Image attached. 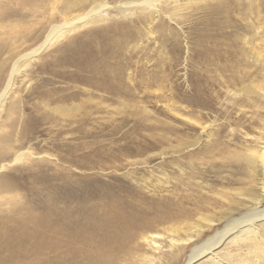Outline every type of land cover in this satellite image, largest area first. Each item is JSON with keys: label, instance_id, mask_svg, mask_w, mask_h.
<instances>
[{"label": "rangeland", "instance_id": "374dc122", "mask_svg": "<svg viewBox=\"0 0 264 264\" xmlns=\"http://www.w3.org/2000/svg\"><path fill=\"white\" fill-rule=\"evenodd\" d=\"M18 1L9 0L2 6L14 8ZM214 5L229 8L212 14L209 7ZM175 16L178 24L164 20L161 31L156 29L144 37L139 47L130 44L117 61H110V67L115 63L131 65L127 72H132V82L126 81L131 95L119 101L84 85L77 74H85L74 65L55 61L59 47L69 39L105 24L85 27L61 40L40 55L24 81L22 75L18 77L14 89L18 95L8 101L15 104V113L7 121L1 119L5 121L1 122L4 134L12 139L3 161L10 162L18 150L30 152L0 172L10 175L11 181L24 182L16 188V197H9L25 207L35 204L39 214L50 187H61L64 182L69 189L82 184L101 194L111 192L148 211L145 230L162 234L159 241L164 244L169 236L166 229L176 224L173 216L179 206L187 212L210 206L230 179L242 177L237 157L244 153L243 132L257 128L258 123L241 110L245 101L241 90L262 78L255 58L264 63V0H179ZM120 21L136 24L135 16ZM42 23L37 22L33 29L28 25H18L15 30L1 28L0 41L17 31L26 35L2 58L35 47L48 26ZM156 78L161 82L157 84ZM229 83L236 94L226 92ZM85 88L89 94L84 93ZM47 92L55 99L74 94L75 98L63 105L77 104L81 109L67 118L53 114L42 106L41 95ZM88 97L92 103L85 102ZM101 101L110 107L97 106ZM191 119L208 126L207 133L216 143L210 154L213 157L201 153L202 145L194 150L175 148L181 139L189 143L200 136V127ZM29 189L35 194L30 195ZM11 208L0 205V212ZM158 215L160 221L155 220ZM7 225L8 230L15 229L11 222ZM30 261L27 256L16 264Z\"/></svg>", "mask_w": 264, "mask_h": 264}, {"label": "bare ground", "instance_id": "6f19581e", "mask_svg": "<svg viewBox=\"0 0 264 264\" xmlns=\"http://www.w3.org/2000/svg\"><path fill=\"white\" fill-rule=\"evenodd\" d=\"M6 1L9 0H0V29L15 30L18 25L33 29L37 22L48 26L35 47L8 59L2 55L14 50L26 35L17 31L13 37L0 41V133L5 127L1 119L7 121L16 110L15 104L8 101L18 95L14 94L18 77L22 75L24 81L26 72L40 60V55L61 40L85 27L105 24L103 28L69 39L59 47L55 61L74 65L85 74H77L84 85L103 92L111 101L114 98L119 101L131 95V87L126 84L132 82V72H127L131 65L115 63L110 67V61H117L130 44L139 47L144 37L156 29L161 31L164 20L178 24L175 13L179 0H19L14 8L2 6ZM225 8L229 7L214 5L209 11L213 14ZM131 16H135L136 24L120 21ZM258 59L255 58V64H259L261 81L241 90L245 94L241 110L258 123L249 132L243 130L244 153L236 156L242 177L230 179L229 187H222L210 206L201 205L193 212L179 206L173 216L176 224L166 229L169 233L166 243L159 241L162 234L145 230L149 226L148 211L126 203L111 192L101 194L87 186L81 187L82 184L78 189H69L64 182L61 187H50L46 204L38 214L35 204L25 207L17 203L14 193L24 182L0 175V205L13 207L6 213L0 212V264H16L27 256L31 261L25 264H264V63H257ZM41 66L45 68V64ZM155 80L158 84L162 79ZM231 85L225 86L226 92L236 94ZM145 89L142 84L141 90ZM47 93H41L45 101L42 106L53 114L67 118L81 109L77 104L63 105L74 99V94L55 99ZM92 101L91 97L85 99L86 103ZM102 101L97 106L110 107ZM51 103L56 104L51 108ZM191 120L200 127V136L189 143L181 139L175 148L194 150L202 145L201 153L213 157L210 154L216 143L207 133L208 126ZM11 140L4 132L0 134V172L22 161L30 152L18 150L10 162L3 161ZM28 192L34 195L36 191ZM91 199L95 201L89 202ZM155 218L162 219L161 215ZM9 222L14 230H8Z\"/></svg>", "mask_w": 264, "mask_h": 264}]
</instances>
